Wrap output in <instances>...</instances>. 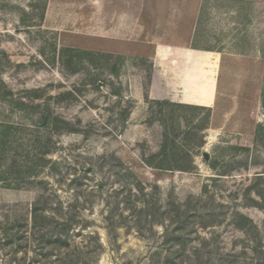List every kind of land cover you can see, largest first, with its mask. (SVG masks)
I'll return each instance as SVG.
<instances>
[{
	"label": "rangeland",
	"instance_id": "374dc122",
	"mask_svg": "<svg viewBox=\"0 0 264 264\" xmlns=\"http://www.w3.org/2000/svg\"><path fill=\"white\" fill-rule=\"evenodd\" d=\"M90 16L0 0V264H264V0H204L216 108L148 99Z\"/></svg>",
	"mask_w": 264,
	"mask_h": 264
},
{
	"label": "crops",
	"instance_id": "0c3cea01",
	"mask_svg": "<svg viewBox=\"0 0 264 264\" xmlns=\"http://www.w3.org/2000/svg\"><path fill=\"white\" fill-rule=\"evenodd\" d=\"M79 2H73L79 8ZM204 0H87L93 11L94 49L123 52L135 41L149 49L150 100L185 106H219L224 55L195 44ZM49 7V5H48ZM101 30V29H100Z\"/></svg>",
	"mask_w": 264,
	"mask_h": 264
},
{
	"label": "trees",
	"instance_id": "16d2710c",
	"mask_svg": "<svg viewBox=\"0 0 264 264\" xmlns=\"http://www.w3.org/2000/svg\"><path fill=\"white\" fill-rule=\"evenodd\" d=\"M148 98V97H147ZM149 99V98H148ZM161 103H168V104H172V105H176V106H185V105H179V104H175V103H171V102H166V101H159ZM194 107H197V106H194ZM8 186V185H7ZM10 186V185H9ZM34 217L37 218L38 215L37 213H34ZM44 217H48L47 215H45Z\"/></svg>",
	"mask_w": 264,
	"mask_h": 264
}]
</instances>
